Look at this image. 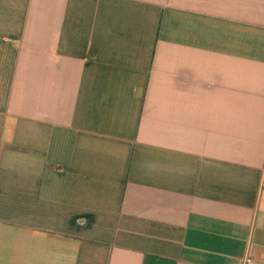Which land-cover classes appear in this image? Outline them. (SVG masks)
<instances>
[{
    "label": "crops",
    "instance_id": "obj_1",
    "mask_svg": "<svg viewBox=\"0 0 264 264\" xmlns=\"http://www.w3.org/2000/svg\"><path fill=\"white\" fill-rule=\"evenodd\" d=\"M264 264V0H0V264Z\"/></svg>",
    "mask_w": 264,
    "mask_h": 264
},
{
    "label": "built area",
    "instance_id": "obj_2",
    "mask_svg": "<svg viewBox=\"0 0 264 264\" xmlns=\"http://www.w3.org/2000/svg\"><path fill=\"white\" fill-rule=\"evenodd\" d=\"M237 264H256L250 249L243 257L239 258Z\"/></svg>",
    "mask_w": 264,
    "mask_h": 264
}]
</instances>
